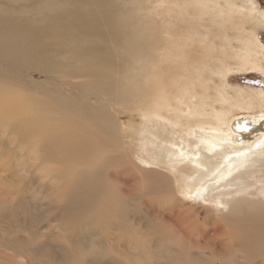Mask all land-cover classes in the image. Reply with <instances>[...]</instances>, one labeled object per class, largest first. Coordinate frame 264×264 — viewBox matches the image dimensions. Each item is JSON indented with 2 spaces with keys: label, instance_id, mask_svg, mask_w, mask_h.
I'll use <instances>...</instances> for the list:
<instances>
[{
  "label": "bare ground",
  "instance_id": "bare-ground-1",
  "mask_svg": "<svg viewBox=\"0 0 264 264\" xmlns=\"http://www.w3.org/2000/svg\"><path fill=\"white\" fill-rule=\"evenodd\" d=\"M147 1L154 18L161 5ZM165 1L164 9L174 10L186 36L181 25L174 37L177 51L160 61L173 60L186 71L198 61L190 73L195 87L187 89L191 83L185 80L180 86L186 89L156 93L144 85L159 58L151 46L157 29L143 13L146 0H0V160L10 164L0 166V190L5 173L27 168L19 160L16 165L11 147L28 159L56 158L57 173L72 185L62 213L74 240L59 249L62 264H85L100 252L91 242L90 250L85 247L86 209L101 214L98 226L108 231L104 238L115 235L113 240L136 241L131 225L141 219L142 228L162 238L164 264H264V93L232 91L227 82L233 65L263 68L264 45L256 29L264 27V13L238 0ZM251 23L255 29L247 28ZM215 56L221 65L217 86L205 65L206 57L214 62ZM18 83L34 88L35 97L20 94L13 88ZM203 88L206 101L197 96ZM221 103L224 107L217 106ZM238 117L252 119L253 128L236 131L232 123ZM154 119L159 128L151 132L147 124ZM143 128L147 152L136 155V166L130 139ZM202 128L206 133L194 138ZM92 139L100 147L98 164L86 158ZM110 151L126 156L131 172L140 175L129 196L139 203L135 211L103 181ZM79 155L83 162L73 163ZM198 199L211 213L204 221L187 205ZM6 212L0 194V264H7L1 220ZM110 259L108 264L145 263Z\"/></svg>",
  "mask_w": 264,
  "mask_h": 264
},
{
  "label": "rangeland",
  "instance_id": "rangeland-1",
  "mask_svg": "<svg viewBox=\"0 0 264 264\" xmlns=\"http://www.w3.org/2000/svg\"><path fill=\"white\" fill-rule=\"evenodd\" d=\"M157 1L161 6H159L160 9L159 12H157V15L154 14L156 16H154L155 19L151 17L153 11L150 5L151 1L148 4V1L146 0L145 10L143 12L145 15H149L145 18V21L148 20L147 23L151 24L154 31L157 29V31L154 32L155 42L154 44L152 43L151 46L154 45L158 48L159 56V58L155 60V63H153L152 68L148 69V76L145 77L144 85L146 87V91H156V93H158L168 91L174 92L177 90L186 89L180 86V83L185 80L187 84L191 83L187 86V89H189L191 86L195 87L190 73H193V66L197 64V58H195L196 62H191V67L188 71H186L187 69L185 67L181 68L180 66L174 64L175 61L173 62V60L172 63H168V60L166 62L160 61V57L164 53L170 55L177 51L179 47L177 43L178 40L174 38L176 34L179 36L177 29L182 25L181 27L185 33L183 35L185 36L186 31L181 21L176 19L174 10L168 11L164 9V5L167 4L168 6V2L165 0ZM238 3H250L251 6L256 7L262 13H264V0H238ZM245 6L246 5H242L241 7L244 8ZM146 10L149 12V14ZM247 28L255 29V24L251 23V25H247ZM256 30L257 38L264 45V27L257 28ZM164 32L165 34L163 35ZM211 32L208 31L207 35H211ZM219 44L222 45L221 42H218L217 46H219ZM233 48L236 50L240 49L235 41L233 42ZM147 50L150 51V47H148ZM145 60L147 59H144L140 62L139 68L145 65ZM210 60L211 59L208 57L205 58V65L209 63L210 66L208 78L210 81L213 80L212 82L215 86H217L221 78L219 75V68L221 65L219 60H216V56L214 57V62ZM233 67V69L227 72L228 86L232 91L238 89L252 91L256 94L262 92L264 93V65L263 68L260 67L261 69L249 68L246 70L243 68H240L241 70L236 69L237 65H233ZM137 71L138 70L135 72L137 73ZM136 73H134V76L138 77L140 73ZM85 79L88 80L87 78ZM89 80L91 79L89 78ZM18 84L13 85V88L17 87L18 90H21L20 94L24 95V97H30L32 99L35 97L34 88H29L26 86L24 87V85L20 86V84ZM172 85H174L173 88H171ZM196 91L198 97L205 101L207 100V98H205L206 90L204 88L197 89ZM196 99L197 98L192 99L191 102ZM183 103L184 102L178 104L182 105L184 111H187L188 108ZM175 106H177V104ZM217 106L224 107L222 103L217 104ZM156 111L159 114L160 111ZM160 113L162 114L163 112ZM162 115L167 117L164 114ZM123 119L125 120V117H123ZM156 120L158 119L148 120L149 124L147 125H150L151 132L158 130L159 128V121L157 122ZM232 124L233 128L238 132H246L248 129L250 130L253 128L252 119H245V117H238L234 119ZM144 130V128L143 130H140V135L139 133L135 135L134 141L132 138L130 139L133 151L132 156H134V163L136 162V166H139L138 158H140V156L136 155H139V152L140 154H143L144 151L145 153L147 152L146 146L143 145V140L145 139L146 134V130ZM205 133L206 129L202 128V130L200 129L199 133L195 134L194 138H198ZM8 152H10L8 154H11L10 156L13 157V160L16 156V165H18L19 161H21L24 166L25 162V166H27V168L23 171L22 168H20V171L18 168L14 167L12 170L14 171L13 173H5V184L0 190V194L7 211L4 218L1 219L6 239V247L4 249L6 262L7 264H62L58 254L59 249L70 247L74 240V232L68 226L67 220L62 213V207L67 201V196L70 193L72 185L69 181L57 173V161L55 157L46 158L44 155H41L34 159H28L25 158V154H22L23 151L19 150L18 147H11L10 150L8 149ZM10 156L9 158L7 157L8 161L11 158ZM86 158L91 160L94 164H98L100 161V147L94 139H92L91 145L86 153ZM25 160H28L29 162L26 163ZM83 160V156L79 155L75 156L72 162L79 164L82 163ZM1 161L3 160H0V163H2L0 166H3V164H8L6 160L3 162ZM137 179L140 180V175H137L135 172H131L130 163L127 160V157L118 154L115 151H110L109 161L104 167L103 181L110 185L112 192L124 200L125 206L129 205V209L134 211L135 209H138L139 206L137 205H139V203L136 201H129V196L131 194V184L135 186ZM139 188L140 187H138V189ZM201 200L202 199H198L196 201L190 200L187 205H191V207L197 209L200 212V219L204 221L211 213L206 210L208 203L203 200V202H201ZM140 204L143 208H145V205L142 203V201ZM215 208L218 211H216L213 216H218L217 213H220L219 211L222 206ZM147 214L150 217L153 216V213L150 211H147ZM83 215L85 217V221L84 232L82 235L86 238L85 247L87 250H90L93 245L94 247H97L98 251H100L98 252L99 254H92L90 259H88L85 264H108L110 261H112L110 258L113 256L114 258L120 259L122 262L127 260L131 261L132 263H136L137 260L144 259V264H164V259L161 257L162 238H160L156 233L152 232L149 227L145 229L142 228L140 226L141 219L131 225V229L136 234V241H129L125 238L113 240L115 235L104 238V236L108 234V231L98 226V223H103V219L99 212L86 209L83 212ZM107 221H109V218ZM164 223L165 222L163 219L162 224L164 225ZM151 224L152 223L150 222V225ZM171 225L172 227H176V224L173 221H171ZM210 230H212L211 227ZM132 242L137 243L139 249L135 250L133 248ZM172 242L178 245L176 241ZM77 245L81 246V243L78 241ZM109 249H111L114 253L111 251L109 253ZM101 253L103 254V260L100 257L102 255ZM121 256L123 257L121 258ZM216 264H219V262Z\"/></svg>",
  "mask_w": 264,
  "mask_h": 264
}]
</instances>
